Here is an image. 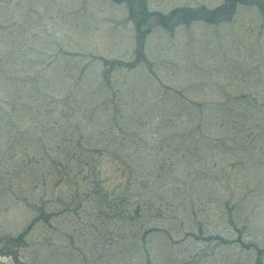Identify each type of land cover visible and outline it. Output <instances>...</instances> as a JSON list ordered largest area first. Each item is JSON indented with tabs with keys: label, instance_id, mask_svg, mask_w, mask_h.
<instances>
[{
	"label": "rangeland",
	"instance_id": "obj_1",
	"mask_svg": "<svg viewBox=\"0 0 264 264\" xmlns=\"http://www.w3.org/2000/svg\"><path fill=\"white\" fill-rule=\"evenodd\" d=\"M84 1L86 5H83ZM100 1L103 0H0V37L19 40L15 43L9 40L1 43V46H7L5 55L0 54V71L5 70L10 74L8 82H4L0 75V99H3L0 104L12 109L22 125H28L27 131L20 133L19 139L13 138L15 145L12 146V132L6 119L0 115V182H14L13 187L22 198L13 196L10 199L8 191L0 188V242H7L16 235L20 237L15 242L16 246L19 245L16 249L19 257L15 259L13 256L0 254V264H80L81 250L89 252L86 254L92 259L89 264H189V253L194 250L198 252L205 247H212L215 259L219 258L218 264H264L261 256L264 252V116H261L264 115V95L257 92L261 90L260 87H264V58H260L261 53L256 50L253 41L256 36L255 25H247V22L258 23L256 31L263 33L260 41L264 47V20H260L255 7H238L235 16L241 23L233 22L222 26L226 29L224 36L228 51L220 53H217L216 48V26L200 23L201 26L193 34L203 53H197L196 62L207 65L209 70L201 77L207 79L212 86H216L214 78L219 81L223 76L234 78L231 94H227L229 96L225 98L220 89L202 90L200 81L184 89L180 87L182 82L189 83L188 73L192 71L193 57L188 56L194 52L190 44L192 38H188L183 45L180 43L181 47L177 50L163 41L166 34L155 23L152 24L153 30L145 47L151 60L148 65L143 66L161 76L164 80L162 87L151 79L145 69L140 66L131 68L134 45L132 22L123 16L118 21L108 18L103 23L99 21V25L91 23L104 16L123 15V9L112 4L109 7ZM149 1L151 8L163 10L177 4L204 2L214 5L217 2ZM156 1L158 5L154 4ZM240 33L243 34L242 41ZM185 40L186 38L183 39ZM26 45L46 52L53 50L54 59H46L53 60L54 70L58 66H64L65 73H47L40 77L36 88L28 87L30 80L27 78L32 74L34 63L27 59V55L31 54L26 50ZM12 46L16 49H12ZM205 48L210 51L211 56L209 52L205 53ZM77 49L81 52L76 53ZM230 49L241 52V66L234 68L236 53H230ZM87 51H96V56L83 57L82 52ZM100 53L114 61L113 68L101 69ZM165 53L172 54L177 59L175 61L184 63L185 67L176 72L172 68V58ZM222 55L230 59L229 67L226 64V72L215 67L220 64ZM75 56L83 57L81 62L92 69L91 73L86 74L90 81L83 79L76 82L78 59H74ZM171 73L179 77L165 80ZM248 92L252 93L253 99L263 101L262 110L240 98ZM11 98H15L14 106L9 102ZM66 98L71 103L70 113H66L67 118L74 116L71 123L66 125L71 127L80 118L78 124L82 125L84 135L87 134L90 138L85 144L80 142L83 139L81 134L80 137L72 134L71 139L70 135L63 132L62 122L67 121L61 116L64 108L61 101ZM6 100L8 101L5 102ZM50 100L54 102L50 104L53 106L48 104ZM198 101L206 104L197 105ZM160 109L165 110L168 115L163 122L158 119ZM91 114L94 118H91ZM38 117H45L48 121L45 128L40 123L36 125ZM118 119L126 128L139 129L147 139V143L140 144L133 168L147 171L155 164L160 165L159 160L166 158L165 164L158 170H163L162 175L166 177V180L161 175L158 177L162 187L157 184L154 190L145 181L130 180V170L114 164L115 161L123 164L119 155L114 153L110 157L108 153L101 151L100 138L104 134L101 132L102 127ZM50 124H53L52 128ZM94 126L98 130L90 132L89 128ZM192 127L203 129L202 134L206 136L200 138ZM116 129L118 130L117 125L113 130ZM42 134L46 138H42ZM164 136L168 137L164 139ZM66 137L70 139L66 140ZM176 137L178 142H175L174 147L172 142ZM193 143L198 146L194 147ZM80 144V147H76ZM112 144L113 142L108 143V149ZM22 148L23 153H20ZM118 148L126 154L132 151L129 145L123 143ZM55 149L62 154L65 151L66 167L73 169L70 170L71 175L75 174L73 171L78 167L75 163L82 154V158L93 163L89 170L93 178L98 172L99 177L109 179L112 187L115 185L119 191L126 189L124 195L134 193L126 200H131L130 209L136 204V208L127 215V230L118 229L111 221L107 227L105 221L98 224L95 234L103 245L92 237V232L86 226L74 225L76 221L82 224L89 221V215L95 213V203L89 200L86 202V217L76 215L84 211L83 208L77 210L62 202L68 191L63 183L64 174L54 166L59 164L55 158L57 155H54ZM27 152L28 156L31 152L38 155L36 157L44 163L33 168L22 161L17 162L20 154ZM234 168L238 172L236 192L231 198L218 184L220 181L228 183L229 173ZM77 171L79 177L84 175L83 170ZM245 185L251 190L246 197L241 195ZM78 187L80 186L71 184L69 189L75 193ZM150 188L157 195H162L158 191L164 189L171 192L167 194L165 191L166 198L178 202L179 206L173 209L171 218L161 219L151 214L138 218L139 205L146 202L149 206L152 202V197L147 192ZM187 192L197 200V216L200 224L203 221V228L194 227L195 223L189 221L191 218L187 215L188 207L184 204ZM26 194L28 201H23ZM53 198H56L55 201ZM94 198L91 197L92 200ZM139 198L142 199L139 200L141 203L137 200ZM100 200L102 197L97 200L98 205L104 203ZM228 203L232 209L228 207ZM156 208L160 210L157 215H169V205L166 202L158 201ZM146 209L150 208L146 206ZM229 209L231 215L227 214ZM233 214L237 216L232 217ZM235 218L242 226L246 224L248 227L240 234V242L235 239ZM142 229H146L143 242L138 240ZM106 231L108 234H105ZM247 231L249 233L246 234ZM66 232L72 233L74 237L69 243L64 238ZM250 232H257L258 235L254 233L253 236L260 238L250 242ZM173 241L178 242L182 254L187 253V256L183 255V259L174 249ZM106 243L114 245L111 248ZM251 243L255 245L248 248ZM254 248L260 249L257 257ZM208 250L205 249L203 253ZM1 251L5 252L4 247ZM192 264L203 262L197 260Z\"/></svg>",
	"mask_w": 264,
	"mask_h": 264
}]
</instances>
